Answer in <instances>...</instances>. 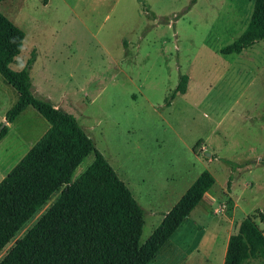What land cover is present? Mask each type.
I'll return each mask as SVG.
<instances>
[{
  "label": "rangeland",
  "instance_id": "374dc122",
  "mask_svg": "<svg viewBox=\"0 0 264 264\" xmlns=\"http://www.w3.org/2000/svg\"><path fill=\"white\" fill-rule=\"evenodd\" d=\"M255 1L0 0V13L25 33L19 62L11 67L23 69L36 42L51 49L31 71L32 83L40 75L46 86L41 93L33 91L63 106L91 132L97 148L145 208L142 242L162 220V213L152 214L150 206L166 212L204 169L214 174L211 191L217 199L211 194L204 201L219 215L197 211L195 229L185 224L174 233L181 245L195 246L194 264H219L217 219L233 218L232 229L237 231L245 217L264 207V42L240 53L221 52L248 27ZM114 60L122 70L108 84L103 80L111 78ZM184 74L189 76V92L178 93L168 106ZM86 81L92 84L90 98L100 93L97 101L84 103L81 97L66 109L65 93L80 91ZM18 98L0 73V126ZM7 125L9 131L0 141V181L50 123L28 105ZM199 140L202 147L195 150ZM94 159L90 153L75 169L73 180ZM226 159L241 160L238 177L239 169ZM163 190L167 194L152 195ZM58 195L23 225L0 258ZM256 222L264 230V222ZM204 255L212 260L207 262ZM157 258L150 264L177 260ZM243 264H264V250Z\"/></svg>",
  "mask_w": 264,
  "mask_h": 264
},
{
  "label": "trees",
  "instance_id": "16d2710c",
  "mask_svg": "<svg viewBox=\"0 0 264 264\" xmlns=\"http://www.w3.org/2000/svg\"><path fill=\"white\" fill-rule=\"evenodd\" d=\"M43 2L47 4L49 0ZM258 41L264 42V0L255 1L248 27L221 52L240 53ZM22 48L23 32L0 13V73L19 93L6 120L13 122L31 105L50 123L0 181V254L51 196L56 192L59 195L38 221L15 240L0 258V264H148L214 185V175L204 169L142 242L144 208L75 115L34 93L30 69L36 51H32L23 69L11 67L18 63ZM188 82L189 76L182 75L168 106L178 93L187 92ZM8 131V125L0 126V141ZM201 147L199 140L195 150ZM90 153L95 154L94 161L73 180L75 169ZM231 181L230 177L228 183ZM256 218L264 222V207L245 217L238 231L230 236L224 264H243L264 250V230Z\"/></svg>",
  "mask_w": 264,
  "mask_h": 264
},
{
  "label": "crops",
  "instance_id": "0c3cea01",
  "mask_svg": "<svg viewBox=\"0 0 264 264\" xmlns=\"http://www.w3.org/2000/svg\"><path fill=\"white\" fill-rule=\"evenodd\" d=\"M50 2V0H49ZM48 2V3H49ZM47 3V4H48ZM6 17V16H5ZM7 19H9V17H6ZM14 25V24H13ZM15 26V25H14ZM20 29V28H19ZM24 38H25V33L23 32V41H24ZM24 43V42H23ZM33 50L36 51V59L30 69V75H31V71L37 66L38 62L42 59L43 56L47 55V53L51 50V49H47V47H43L41 46V42H36L34 43V48ZM18 60V59H17ZM19 62V61H18ZM110 67V71H111V78L109 79H105L103 80L104 82L106 83H110L113 79H115L117 77L118 72L120 70H122V65L121 63H118L117 60H114V63L113 64H110L109 65ZM92 80L96 79V75H93L92 76ZM32 79V78H31ZM46 80V79H45ZM44 78H42V76H38V81L36 84H33V87L35 89V91H37L38 93H41V89H43L46 85H45V81ZM87 81L89 82V80L87 79ZM84 82V84H82L81 86V90L78 91V92H75L73 94L71 93H65V99H69V104L64 106L66 109H69V107L75 103V102H79V101H84V103L86 101L90 102V103H94L95 101H97V99L99 98L100 96V93H96V94H93V96L90 98V94L88 93V87H91L92 84L88 83V82ZM189 91H187L186 93H188ZM82 97V99H81ZM52 102V101H51ZM54 103V102H53ZM57 107H60L62 108L63 106H59V104L57 103H54ZM63 109V108H62ZM67 111V110H66ZM76 117V116H75ZM78 120V119H77ZM85 129V127H84ZM85 131L87 132V134L91 133L88 129H85ZM230 160V159H228ZM250 160V159H249ZM234 167L237 166V168L239 170H237V176L238 177V174L240 173V170L243 168L242 165H241V160H232ZM252 161V160H251ZM210 171V170H209ZM211 172V171H210ZM212 173V172H211ZM213 174V173H212ZM214 175V174H213ZM215 177V176H214ZM232 178V177H231ZM215 182H216V178H215ZM215 184V183H214ZM213 187V186H212ZM211 187V188H212ZM189 188V186L178 196L177 199H175L173 201V203L171 204L170 208L166 209V212L163 211V210H160V208L158 207H153V206H150L149 207V210L152 214H160L162 213V219L164 218V215L165 213H167L175 204L176 202L181 198V196L184 194V192ZM156 196H163L164 194H167V191L163 190L161 191L160 193L158 192H152V195H155ZM212 194V191L211 189L205 194V196L203 197V199L201 200V203L198 204L192 211L191 213L189 214V216L182 222V224L180 225L179 228H184L185 224H188V228L190 226L193 227V229H195L196 226V219H195V213L198 211L199 212V215L201 214H207L209 215V212L211 213H214L215 214V211L211 208L209 209L210 207H207V205L205 204V199L206 197H209L211 198ZM212 198L217 199L215 194H212ZM163 199V198H161ZM138 201V200H137ZM139 202V201H138ZM140 203V202H139ZM142 206V205H141ZM143 207V206H142ZM144 208V207H143ZM145 210V208H144ZM215 215H219V214H215ZM210 216V215H209ZM221 216V215H220ZM218 220V223L220 224V234L219 236L216 238L217 241V244L219 243L220 244V247H221V252H220V255H219V259L217 260V262H219V264H224V260H225V254H226V250H227V246H228V241H229V238L232 234L236 233L239 229V224L237 226V231H233L232 229V221H233V218L231 217H224L222 216V218L220 219H217ZM162 221V220H161ZM183 226V227H182ZM231 226V227H230ZM204 226H201V230H204L205 227L203 228ZM178 228V229H179ZM198 229V228H197ZM178 233V232H177ZM200 234L202 232H199ZM179 234V233H178ZM175 234H173V236L171 238H168L158 249L157 251L155 252V254L153 256L156 255V253L162 248V246H164L167 242H168V245L165 246V248L162 250V252L159 254V258L160 257H170V258H174L175 259L177 258V260L175 261L174 264H194V261H193V258H192V252H194L196 250V248H194L195 246H192L191 243H187L184 245H181L180 244V239L179 237L177 236H174ZM187 241V240H186ZM191 241V240H190ZM195 245V244H194ZM198 247V246H197ZM217 247V246H216ZM197 251L199 252V247L197 248ZM166 252V253H165ZM152 256V257H153ZM204 260H206L207 262L211 261L212 259L209 258L207 255H204ZM152 257L150 258V260L152 259ZM157 258V260L160 261V259ZM250 259V258H249ZM150 260L148 262V264H150ZM162 260V259H161Z\"/></svg>",
  "mask_w": 264,
  "mask_h": 264
},
{
  "label": "water",
  "instance_id": "95a60500",
  "mask_svg": "<svg viewBox=\"0 0 264 264\" xmlns=\"http://www.w3.org/2000/svg\"><path fill=\"white\" fill-rule=\"evenodd\" d=\"M7 123H8V121L5 119V121H4L3 125L1 126V128H3L4 126H6Z\"/></svg>",
  "mask_w": 264,
  "mask_h": 264
}]
</instances>
